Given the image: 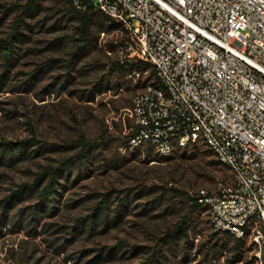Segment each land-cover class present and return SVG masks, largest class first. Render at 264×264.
Here are the masks:
<instances>
[{
	"label": "rangeland",
	"instance_id": "rangeland-1",
	"mask_svg": "<svg viewBox=\"0 0 264 264\" xmlns=\"http://www.w3.org/2000/svg\"><path fill=\"white\" fill-rule=\"evenodd\" d=\"M28 4L29 0H0V40L13 32L16 16ZM31 10L21 29L29 38L27 43H17L14 65L4 66L0 59V142L35 137L38 146L47 149L40 154L31 151L25 160L0 163V201L31 182L43 166L59 165L77 154L81 138L98 146L77 185L64 192L57 216L28 225L32 199L10 211L7 224L0 226V264H143L148 253L159 248L158 240L186 215L187 195L217 192L222 183L233 185L235 178L230 170L212 164L215 157L203 144L177 149L167 161L155 149L147 156L148 146L127 147L136 127L129 109L141 89L110 72L109 65L120 57L122 34L96 31L93 47L72 62V40L79 38V25L71 5L64 0H40ZM62 41L63 45H53ZM38 68L42 70L34 79L31 76ZM101 84L111 86V91H97ZM93 92L95 101L88 102ZM194 147L199 149L198 157L189 156ZM77 175L75 168L69 180ZM106 197L114 200L113 210L123 199L129 202L123 218L109 228L103 223L84 236L72 234L76 220L92 214ZM22 210L23 229L13 225ZM213 234L207 211L194 216L191 245L186 249L189 264H202L205 252L198 254L199 245H214L224 236ZM245 241L242 262L254 264V248ZM227 258L218 255L210 264H229Z\"/></svg>",
	"mask_w": 264,
	"mask_h": 264
},
{
	"label": "built area",
	"instance_id": "built-area-1",
	"mask_svg": "<svg viewBox=\"0 0 264 264\" xmlns=\"http://www.w3.org/2000/svg\"><path fill=\"white\" fill-rule=\"evenodd\" d=\"M91 1L122 26L119 61L156 71L158 85L149 71L127 74L144 85L129 109L130 148L151 146L163 159L192 144L211 150L235 178L199 190L211 228L249 240L264 264V0Z\"/></svg>",
	"mask_w": 264,
	"mask_h": 264
},
{
	"label": "trees",
	"instance_id": "trees-1",
	"mask_svg": "<svg viewBox=\"0 0 264 264\" xmlns=\"http://www.w3.org/2000/svg\"><path fill=\"white\" fill-rule=\"evenodd\" d=\"M40 0H29L27 10L23 11L22 14L16 16L13 32L5 39L0 40V59L4 61V66H13L14 55L17 49V43H27L26 39L29 38L22 29L23 18L25 15H30L32 7L38 5ZM71 5V14L75 17L78 23L77 34L79 38H74L72 44V62L86 55V52L93 47L94 36L96 31L100 33H118L122 32V26L110 19L100 10H98L91 0H85L82 9H76L68 0H64ZM103 30V31H102ZM127 37L121 36L119 46L123 45ZM63 45L64 41L54 43L53 45ZM48 66V65H47ZM110 72L112 75L118 74L119 77H125L127 74L135 69L142 71L151 70L148 81L154 80V84L158 85L156 79V71L153 66L144 61H126L125 64L119 60L112 62L109 65ZM42 68H38L33 74L32 78L36 79L40 75ZM69 76V75H68ZM66 75V85L70 78ZM65 85V84H64ZM144 87L140 82L136 84L137 90ZM121 89L117 87L116 93ZM97 91H111V86L103 84L96 86ZM88 102L95 101V92L87 96ZM136 133V127L134 132L128 136L127 147L130 148L129 142ZM40 143L35 137L30 139L21 140L18 142H0V163L4 162H18L25 160L31 155V151L37 154L46 151V147L43 145L38 146ZM78 146H82L81 150L71 156L66 157L59 165H45L37 172L33 180L27 184L21 185L18 190L14 191L12 195L7 196L5 199L0 201V226H5L10 216V211L17 207L19 204L26 200H34L35 203L28 209L31 210L30 217L27 220L28 225H38L39 222L46 217H55L60 212L61 203L60 199L63 197L65 191L70 190L71 186L77 185L81 179L82 169L86 163L90 162V156L92 151L98 146L96 142H91L85 138L79 140ZM38 147L37 149H33ZM32 149V150H31ZM151 146H148L147 156L152 154ZM211 151V150H210ZM211 154L212 151H211ZM187 154H184V156ZM199 149L194 147L189 153L190 157H198ZM214 156V154H213ZM215 157V156H214ZM171 157L165 158L164 160H170ZM215 167H223L228 169L226 166L220 164L216 159L212 161ZM75 168H78V175L72 182L69 177L73 174ZM88 169V168H86ZM229 170V169H228ZM223 185L227 183H222ZM175 193H180L179 189L172 188ZM210 192V191H209ZM213 193V192H210ZM199 191L195 195L186 196V215L179 220L166 234L158 240V249L148 253V257L143 264H189L191 263L186 249L191 245L190 230L193 225L194 216L199 214L201 211H207V207L199 202L198 197ZM125 200V199H123ZM120 201L118 208L113 210L111 203L114 204V200L111 197H106L104 200L99 202L94 208L92 214L87 217L79 218L76 220V224L73 227L72 234L79 236L87 235L95 231V227L101 226L103 223L106 228L111 226V223L116 224L123 218L124 210L128 208L129 202L125 203ZM23 211L19 214L17 222L14 223V227L23 229L25 223ZM113 216V218L111 217ZM2 229L0 228V233ZM213 235H221L220 233L214 232ZM212 235V237H213ZM223 238L216 242V244L209 246L208 244L199 245L198 254L203 255L202 264H210L213 260L220 255V257L227 256L229 264L239 263L243 261L244 248L246 241L243 239H237L230 234H223ZM182 249V253L179 251ZM205 249V250H204ZM203 250V251H202ZM113 251V250H111ZM137 253V251H136Z\"/></svg>",
	"mask_w": 264,
	"mask_h": 264
}]
</instances>
